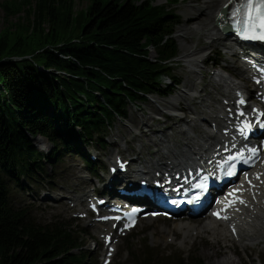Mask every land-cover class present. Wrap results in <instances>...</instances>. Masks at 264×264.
Wrapping results in <instances>:
<instances>
[{"label":"trees","instance_id":"16d2710c","mask_svg":"<svg viewBox=\"0 0 264 264\" xmlns=\"http://www.w3.org/2000/svg\"><path fill=\"white\" fill-rule=\"evenodd\" d=\"M155 1L90 0L79 11L74 0L3 3L28 20L0 31V264H84L79 232L38 223L15 191L27 189L23 179L40 182L47 159L75 152L89 162L82 142L97 134L104 144L102 132L125 119L129 102L171 95L180 18ZM39 135L54 143L51 153L35 147Z\"/></svg>","mask_w":264,"mask_h":264},{"label":"rangeland","instance_id":"374dc122","mask_svg":"<svg viewBox=\"0 0 264 264\" xmlns=\"http://www.w3.org/2000/svg\"><path fill=\"white\" fill-rule=\"evenodd\" d=\"M203 1L205 0H177L175 3H171L170 0L155 1L156 4H165L167 8L174 9L180 18V23L175 26L176 29L173 35L178 46V55L171 60V66L173 67L172 75L182 83L175 87V93L167 98H162L157 94H151L146 97L144 101H139L137 103L140 107L129 102L127 104V115L125 119L115 117L112 123L102 132V142L105 145L99 142V138L96 140L97 134L94 136L95 140H90L91 142L83 141L81 144L83 150H86L89 155L95 156L96 165H93V162L86 163L78 153L67 152L65 153L64 159L60 162L57 161L58 159L54 161L49 159L46 160V175L42 176L40 180L42 181L41 183H31L27 179H23V182L27 185V189L15 191L16 204L23 207L27 206L28 209H31V216L34 220L36 219L38 223L47 225L60 221L79 232L81 240L85 245L84 253L88 255L86 260H84V264H101L105 249L104 251L98 249L99 244L103 245V239L100 236L102 233L100 229L89 224L92 218H79L75 216L78 214L77 208L84 207L87 203V199L83 202H74L72 201L73 197L75 195L79 196L87 193L93 188H97V185L101 184V181L107 178L105 165L107 162H110V160H113L114 156L119 152L124 158L132 157L136 158V161H141V158L137 160V156L142 158H158V155L151 154V152L157 150L158 147H155L150 140L160 137L162 132H151V130H149L151 126H148L146 129L147 133L139 136L140 130L143 127L142 119L145 116H147L146 120H151L150 123L152 122L154 124L153 131L164 129V131L171 133L172 137L179 138V133L175 131L176 126L173 129H167L168 126L174 124L176 119L170 118L171 115H165L163 113L165 111L171 112V109L166 107L163 101L164 99L178 97L175 102L177 104L182 103L183 98L181 95L180 97L178 95L184 94L183 90H187L184 86V81L193 80L197 83L201 81V77L192 73L190 68L186 66L185 58L190 51L195 50L193 52L194 54L205 48V54H211L210 60L207 61L210 70L206 73V78L203 81L205 87L202 94L205 95L208 93L212 98L220 96L218 91L214 90L216 85L210 83L214 71L223 73L229 77L232 75L231 72L223 68L226 65L232 67V65L236 63V58L232 57L230 53H227L223 45L217 44L221 43V41L223 44L225 40L218 41L206 49L209 41L204 35H200V37H188V35H186V38L176 35L181 27V29L196 27V23L192 20H195L199 12L201 14L200 7H205L208 5V2L212 0ZM4 2H6V0H0V31L6 28H14L15 23L27 22V10L14 15L12 13L7 15V11L3 6ZM74 3V10L79 11L85 9L90 3V0H74ZM209 5H211V3H209ZM191 16L194 17L189 20L188 18ZM201 18L209 21L210 17L202 14L200 16V21H202ZM156 55V51L152 49L150 58L155 59ZM213 64H218V66L213 68ZM234 78L237 81L241 80L237 77ZM166 81L171 82L170 78L164 77L163 83ZM242 83L245 84V82ZM188 92L193 94L192 91L188 90ZM192 101L196 104L198 103V99ZM215 105L217 106V103H215ZM179 113L184 117L187 115L191 118L188 111L182 110L179 111ZM214 114L216 113L214 112ZM32 142L43 154L51 153L55 146L47 137L40 135L34 137ZM142 143H149V145L143 148L141 154H139L138 151ZM134 165L139 164L137 162H132V167ZM82 181L85 183L81 184ZM95 192L97 193V190ZM48 194L54 199L45 198ZM87 198H89V196ZM200 220H205V218H198L193 220V222L197 223ZM174 223L175 222L172 220L163 217L140 220V224L132 229L127 236L120 238L117 251L110 264H147L149 258L155 259V262L151 264H198L201 260L205 261L207 264H218L219 257H214L209 250V243L212 242L205 241V233L201 238H197L200 242H203V247L199 243L193 245L192 241L189 240L181 245V234L178 232H174V234L173 232L165 235L162 234V230L165 227H173ZM102 226L104 225L102 224ZM210 239L212 240L211 237ZM230 243L231 246L236 245L238 248V255L234 254L232 249L228 250V255H231L234 261L233 264H242L240 258L246 264H264V237L259 240L252 249L249 248L245 250L237 242L231 241ZM223 251L224 253L226 252L225 249H223ZM250 258L252 259V263H250Z\"/></svg>","mask_w":264,"mask_h":264},{"label":"bare ground","instance_id":"6f19581e","mask_svg":"<svg viewBox=\"0 0 264 264\" xmlns=\"http://www.w3.org/2000/svg\"><path fill=\"white\" fill-rule=\"evenodd\" d=\"M207 1V0H205ZM203 1V2H205ZM209 1V0H208ZM229 0H212L208 2V5L205 7H200L201 14H205L209 18V21L207 19H202L200 21L199 14L196 16L195 20H192L196 23V27L194 28H183L179 29L176 33L178 36H183L186 38V35L188 37H195L200 35H204L208 39V49L218 41L225 39V32L221 30V28L216 24V16L219 14L222 7L228 2ZM211 3V5H209ZM191 16L188 19H193ZM212 17V18H211ZM187 19V20H188ZM190 22V21H189ZM191 23V22H190ZM230 35V34H229ZM228 35V36H229ZM178 36V37H179ZM225 43V42H224ZM224 43H217L221 44L226 48V51L228 53H231L234 57H238V51L235 49L234 45L226 46ZM195 50L190 51L185 58L186 66L190 68V71L196 75H199L201 77V81L206 77V73L210 70V67L207 65V59L211 58V54L206 53L205 54V48L202 51H198L197 53ZM218 52V51H217ZM258 50H255L254 53L258 54ZM264 58V54H263ZM244 73L247 74V71L244 70L240 65L237 66L236 70L232 75L237 78H241L245 84H243L241 81H237L233 76L229 77L227 75H224L223 73L214 71L211 76L210 83H214L216 85V88L214 90L218 91V94L220 96L212 98L207 94H202V91H204L205 85L203 82H196V81H184V86L189 91H193V94L188 93L186 90H183L184 94H179L178 96L183 98L182 103L177 104L175 100L178 97L175 98H168L164 99L163 103L166 105V107L170 108L172 111L170 118H175L176 121L171 126H168L167 129H173L175 126V131L179 133L180 138L172 137V134L164 131H153L152 129L154 124L150 121L146 120L147 116H145L142 119V129L140 130V135H145L147 133L146 129L148 126L149 130L151 132H162V135L156 139H151L150 141L153 143L155 147H158L156 150V154H161V157L158 160H153L152 158L145 159L144 162L146 166L144 168H150V165L156 166H170V164L174 163V167L177 168V170L180 168L182 163L189 162L190 159H193L195 156H199L202 158L204 155L209 154L206 147L210 142L214 144V142H218L219 138L222 136V133H218L217 130H214V128H219L216 126L215 122H217L218 115L213 114V109L218 108L221 105H224V101L231 102L233 100L232 95L233 93H250L252 92V88L250 86V83L244 77ZM237 74L242 75V77H238ZM248 77V75H247ZM193 87V89H192ZM254 91V90H253ZM198 99V103H194L192 100ZM175 103V104H174ZM217 103V106L215 105ZM230 104H226L225 107ZM186 110L190 111L191 113L196 114H202L204 120L206 119L208 124L207 129H203L200 135L194 134L190 131L192 128H196V123L193 122L192 119H189L188 117H184L179 114V111ZM150 119V118H149ZM151 124V125H150ZM165 124V123H162ZM226 126L223 125V128ZM178 128V130H177ZM223 128H220V132ZM149 143H142L140 145V149L138 151L139 154H141V150L145 148ZM120 153V152H119ZM120 157V156H119ZM137 159H140V156H137ZM169 159L172 160V162L169 163ZM135 159H132L133 161ZM124 163H126V159H122ZM134 162V161H133ZM128 164V163H127ZM116 165V162H115ZM117 166V165H116ZM133 170V168H131ZM134 171V170H133ZM125 174H120L116 172L113 175V181L111 182V187L115 188L117 186L123 185L125 183ZM255 179L256 183L258 184L256 187H249L248 190L255 191V193H250L249 191V203H254V197L257 198V204H255L252 208L249 209L247 213L241 214L240 216L233 217V214H230V219L228 221H217L212 222L211 220H200L199 222H192V221H186V220H179L174 223L173 227H165L162 230V234H167L173 232H178L181 234L180 244H184L185 242L192 241L193 245H196V243L201 244L203 247V242L199 241L197 238H201L203 234L205 233V241L206 242H212L209 243V250L212 252L213 256L219 257L218 264H233V259L231 258V255H228V250L232 249V252L234 254L238 255V248L236 245L231 246V241L237 242L243 249H249L253 248L259 240H261L264 236V163L255 171ZM85 183L84 181L81 182V184ZM93 188L89 190L87 193H84L82 195H75L72 199V201H81L83 202L86 197H90L95 195ZM90 193H93L92 195ZM248 197V196H247ZM45 198L48 199H54L51 195H46ZM62 203V202H61ZM82 212V211H81ZM108 223V222H107ZM106 223V224H107ZM177 223V224H176ZM102 223H97L95 220L90 221V225L96 227L97 229H100L101 233H108L112 229L110 226H102ZM176 224V225H175ZM137 227V224L135 225ZM134 227V228H135ZM232 230H235V233H233ZM155 234V233H153ZM212 240L210 239V237ZM106 236H104L105 239ZM115 241L112 243V245H115L116 249L118 247V244L120 243V238L117 236H114ZM211 245V246H210ZM201 247V249H202ZM99 250H104L103 246L99 244L98 246ZM225 249V253L223 251ZM240 261L242 264H246L241 258ZM250 263H252V259L250 258Z\"/></svg>","mask_w":264,"mask_h":264},{"label":"snow or ice","instance_id":"6c2138e0","mask_svg":"<svg viewBox=\"0 0 264 264\" xmlns=\"http://www.w3.org/2000/svg\"><path fill=\"white\" fill-rule=\"evenodd\" d=\"M229 2L236 5L231 12L236 34L245 40H264V0H229Z\"/></svg>","mask_w":264,"mask_h":264},{"label":"water","instance_id":"95a60500","mask_svg":"<svg viewBox=\"0 0 264 264\" xmlns=\"http://www.w3.org/2000/svg\"><path fill=\"white\" fill-rule=\"evenodd\" d=\"M226 13V12H225Z\"/></svg>","mask_w":264,"mask_h":264}]
</instances>
